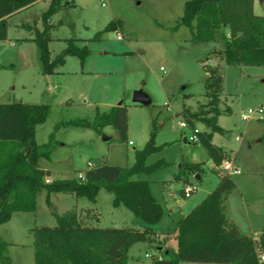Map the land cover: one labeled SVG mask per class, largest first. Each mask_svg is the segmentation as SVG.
Listing matches in <instances>:
<instances>
[{
    "label": "rangeland",
    "instance_id": "rangeland-1",
    "mask_svg": "<svg viewBox=\"0 0 264 264\" xmlns=\"http://www.w3.org/2000/svg\"><path fill=\"white\" fill-rule=\"evenodd\" d=\"M185 1L73 0L74 6L62 8L51 20V57L60 53L66 46L64 40L71 37L82 39L78 45H88L91 52L83 62L68 55L51 75L41 71L38 48L31 40L34 31L22 26L36 23L43 29L41 17L49 0L10 16L7 38L0 40V103L50 104L49 116L36 126L39 144L48 143L54 134L55 148L50 159L39 161L42 168L51 170L46 181L75 178L101 164L131 166L136 150L144 148L155 130L156 144L162 148L150 155L147 163L164 159L167 165L133 178L148 181L151 193L162 206L160 220L150 226L161 238L165 233L170 235L165 250L177 249L173 235L177 221L216 187L222 174L201 141L189 140L193 128L181 125L182 105L196 110L206 100L205 63L219 66L223 76L217 123L224 133L213 132L212 142L226 151L240 171L231 174L236 187L226 201L227 214L244 234L256 237L249 224L257 230L264 228V126L257 118H242L249 108L264 102V67L227 64L218 53L224 47L223 38L193 43L186 26L172 29L183 13ZM256 1L255 14L264 15V0ZM112 20H121L122 29L104 31ZM98 32L101 34L96 37ZM136 90L144 92L151 103L133 102ZM119 104L127 107L126 140L111 125L96 130L66 124L77 119L93 121L97 111L109 112ZM195 127L201 132L212 131L203 122H196ZM182 160L201 163L199 179L192 173L179 180L174 178ZM192 183L196 184L195 191L184 197L182 189ZM46 196L47 191L42 190L37 195L35 211L16 212L11 221L0 224V238L10 243L12 264H34V236L30 229L55 226L56 214L74 207L83 224L141 229L146 225L125 206L114 207L113 193L104 188L98 192L96 202L54 192L48 205ZM94 213L99 220L93 219ZM162 252L156 243H135L129 249L128 264H150L152 258L146 254ZM190 263L193 262L181 264Z\"/></svg>",
    "mask_w": 264,
    "mask_h": 264
},
{
    "label": "trees",
    "instance_id": "trees-1",
    "mask_svg": "<svg viewBox=\"0 0 264 264\" xmlns=\"http://www.w3.org/2000/svg\"><path fill=\"white\" fill-rule=\"evenodd\" d=\"M38 1L0 0V40L7 38L8 18ZM254 3L255 0H186L183 13L172 29L186 26L193 43L216 42L223 38L224 47L218 53L227 64L264 67V15L255 14ZM68 6H74L73 0H49L41 17L43 29L37 28L36 23L34 26L22 25L34 31L31 40L38 48L43 75L54 74L68 55L77 56L83 62L91 52L88 45H78L82 39L71 37L64 40L65 48L51 57L49 43L54 28L51 20L59 10ZM122 27L121 20H112L103 30L116 31ZM100 34L98 32L96 37ZM204 68L207 73L205 102L196 110L183 104L180 115L193 132L196 122H203L211 128V132L198 131L197 135L218 167L230 157L212 142L213 132L224 133L217 123L221 114L223 76L217 65L205 63ZM225 110L229 112V108ZM49 113L48 103H0V224L10 221L16 212L35 211L37 195L42 190L47 191L46 201L51 205L50 194L54 192H67L96 202L98 192L104 188L113 193L114 207L125 206L146 225L141 229L83 224L78 209L74 207L62 215L56 214L55 226L30 229L34 236V264H128L129 249L138 242L156 243L162 252L170 235L165 233L161 238L150 226L160 220L162 206L151 193L148 181L133 178L136 174L151 173L167 165L164 159L147 163L148 157L162 148L156 144L155 130L144 148L136 150L131 166L101 164L84 170L75 178L46 181L51 170L42 168L39 161L50 159L55 148L54 134L50 135L48 143L39 144L36 126L43 123ZM259 120L264 126V116ZM66 124L96 130L111 125L126 140L127 107L119 104L109 112L97 111L93 121L77 119ZM201 170V163L182 160L174 178L179 180L186 173L197 174L200 178ZM235 187L231 175L221 174L216 187L177 221L173 233L177 249L163 251L161 258L152 257L150 264H264L260 259V254L264 253V228L257 237L244 234L227 214L226 201ZM92 217L99 220L95 213ZM9 244L0 238L2 264H12L8 255Z\"/></svg>",
    "mask_w": 264,
    "mask_h": 264
},
{
    "label": "built area",
    "instance_id": "built-area-1",
    "mask_svg": "<svg viewBox=\"0 0 264 264\" xmlns=\"http://www.w3.org/2000/svg\"><path fill=\"white\" fill-rule=\"evenodd\" d=\"M103 1V0H102ZM104 4V2H103ZM119 38H122L121 35H118ZM264 116V102L261 103L259 106H257L256 108H249L248 111L246 113H244L242 115V118L247 120V119H252V118H257V119H262ZM182 126H186V124L182 121L181 123ZM199 130L196 128L194 130V132L192 133V135L189 136V140L192 142H197L199 140L197 132ZM130 144L132 143V141L129 142ZM218 168L220 169L222 174L225 175H231V174H237L240 171L234 166V162L232 160L226 159L223 160V162L218 166ZM196 189V184H187L183 189V194L184 197H190L192 195V193L195 191ZM147 257H158L161 258L162 257V253H157V254H150L147 253L146 254ZM260 259L264 260V253L260 254Z\"/></svg>",
    "mask_w": 264,
    "mask_h": 264
},
{
    "label": "water",
    "instance_id": "water-1",
    "mask_svg": "<svg viewBox=\"0 0 264 264\" xmlns=\"http://www.w3.org/2000/svg\"><path fill=\"white\" fill-rule=\"evenodd\" d=\"M132 100H133V102L139 103L142 105H149L151 103L150 98L141 90H136L133 92ZM185 140H186V138H185ZM196 177L199 178L198 175Z\"/></svg>",
    "mask_w": 264,
    "mask_h": 264
},
{
    "label": "crops",
    "instance_id": "crops-1",
    "mask_svg": "<svg viewBox=\"0 0 264 264\" xmlns=\"http://www.w3.org/2000/svg\"><path fill=\"white\" fill-rule=\"evenodd\" d=\"M40 1H41V0H40ZM40 1H38V2H40ZM38 2H37V3H38ZM256 2H257V1L255 0L254 8H255V4H256ZM35 4H36V3H35ZM14 214H15V213H14ZM14 214H13V216H14ZM13 216H12V218H13ZM12 218H11V220H12ZM11 220H10V221H11ZM233 221H235L234 218H233ZM235 223H236V222H235ZM236 225L238 226L237 223H236ZM262 225H263V224H261L260 227H263V226H264V225H263V226H262ZM249 227H250L251 232L254 233V234L256 235V237H257L261 230H257V229L255 228L256 226H253V224H249ZM238 228H239V226H238ZM239 229H240V228H239ZM173 233H174V232H173ZM253 236H254V235H253ZM254 237H255V236H254ZM159 250H161V248H159ZM162 250L165 251V247L162 248ZM190 264H216V263H190Z\"/></svg>",
    "mask_w": 264,
    "mask_h": 264
}]
</instances>
